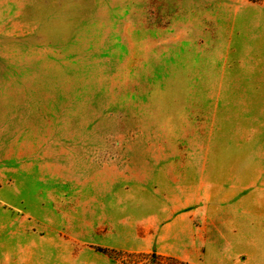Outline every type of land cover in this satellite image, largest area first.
Returning <instances> with one entry per match:
<instances>
[{
	"label": "rangeland",
	"instance_id": "374dc122",
	"mask_svg": "<svg viewBox=\"0 0 264 264\" xmlns=\"http://www.w3.org/2000/svg\"><path fill=\"white\" fill-rule=\"evenodd\" d=\"M255 188L264 0H0V264H242Z\"/></svg>",
	"mask_w": 264,
	"mask_h": 264
},
{
	"label": "crops",
	"instance_id": "0c3cea01",
	"mask_svg": "<svg viewBox=\"0 0 264 264\" xmlns=\"http://www.w3.org/2000/svg\"><path fill=\"white\" fill-rule=\"evenodd\" d=\"M242 264H264V189L244 194Z\"/></svg>",
	"mask_w": 264,
	"mask_h": 264
},
{
	"label": "trees",
	"instance_id": "16d2710c",
	"mask_svg": "<svg viewBox=\"0 0 264 264\" xmlns=\"http://www.w3.org/2000/svg\"><path fill=\"white\" fill-rule=\"evenodd\" d=\"M177 262V261H176ZM155 264H163V263H161V261L160 262H157V263H155ZM180 264H183V263H180ZM185 264H187V263H185Z\"/></svg>",
	"mask_w": 264,
	"mask_h": 264
}]
</instances>
